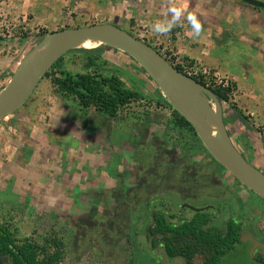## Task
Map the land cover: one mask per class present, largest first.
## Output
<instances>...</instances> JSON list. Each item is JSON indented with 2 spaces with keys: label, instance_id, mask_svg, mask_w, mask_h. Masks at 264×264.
<instances>
[{
  "label": "rangeland",
  "instance_id": "374dc122",
  "mask_svg": "<svg viewBox=\"0 0 264 264\" xmlns=\"http://www.w3.org/2000/svg\"><path fill=\"white\" fill-rule=\"evenodd\" d=\"M174 2L186 9L177 24L181 31L173 41L168 35L160 38L167 37L170 50L193 58L198 71L216 69L213 79L218 84L236 82L234 100L241 113L228 112V120L233 121L226 129L235 146L250 145L253 160L247 159L264 172V8L234 0ZM168 7L169 0H0V37L4 39L0 42V91L20 60L38 43L42 29L57 31L63 25L74 28L89 21L139 29L138 35L150 37L157 35L150 30L153 23L171 18L166 15ZM189 12L202 23L199 37L190 35ZM23 33H27L25 37ZM73 51L66 53L64 65L72 73L80 72L83 55ZM129 58L117 50L105 51V73L120 70L127 86L132 87L129 77L155 103L159 97L154 82L144 79ZM31 95L15 115L0 119V220L10 213L19 236L38 239L53 231L65 243L64 264H128L125 246L129 237L143 255H153L157 260L154 264H183L180 259H169L161 248L141 247L145 231L140 229V220L133 227L127 220V203L133 204L131 216L137 217L151 192L131 190L146 179L150 168L142 170L144 165L153 162L141 144L166 138L162 121L169 110L150 105L144 116L142 108H134L141 118L138 120L131 113L124 119H113L91 109L79 111L70 102L60 101L44 80ZM71 108L74 118L70 117ZM251 114L262 119L252 124L259 129L257 133L246 124L249 120L244 123L238 119L243 115L252 119ZM146 116L150 125L145 135L142 131L144 139L147 137L142 141V135L131 129V122L140 123ZM15 120L17 124L10 125ZM21 147L27 150L19 151ZM187 148L183 147L187 155H195ZM162 152L156 163L161 172L168 164ZM197 158L195 155L194 160ZM203 159L219 182L218 192L209 191L204 200L210 202L212 210L217 208L220 219L225 216L221 223L230 211L243 221L241 243L221 259V264H260L256 257L264 255V200L239 187L208 157ZM171 169L178 175L176 167ZM187 191L176 183L166 192L176 195ZM143 255L137 257L144 261Z\"/></svg>",
  "mask_w": 264,
  "mask_h": 264
},
{
  "label": "trees",
  "instance_id": "16d2710c",
  "mask_svg": "<svg viewBox=\"0 0 264 264\" xmlns=\"http://www.w3.org/2000/svg\"><path fill=\"white\" fill-rule=\"evenodd\" d=\"M129 21L130 26H133V19ZM93 24L102 23L85 21L82 24L74 26V28ZM111 24L118 26L116 23ZM118 27L122 28V26ZM65 28L72 27L63 25L58 30ZM125 31L151 46L179 72L185 75H188L191 68L197 66L193 58L170 50L165 43L167 37L161 36L163 38L161 39L158 35L159 40L156 37L157 35L150 37H145V35L141 36L138 35L139 29L134 28H125ZM180 31L181 26L176 25L167 34L168 38L173 41ZM51 32L53 31L42 29L39 33L40 39ZM25 34L27 33L22 34L23 37H25ZM107 50L115 51L114 49L105 47H97L91 50H74L73 52L83 55V70L75 73L65 68V54L52 65L41 81L44 80L50 91L63 103L70 102L79 111L83 110L87 112L91 109L113 119H124L127 113L138 116L134 108H142L146 114L149 109L145 108H150L152 105H163L170 112L171 119L169 122L172 124V128L177 129L179 132V140L182 142L181 146L187 148V145L190 144L187 141L188 137V139H192V145L195 151L199 153L202 151L206 152L191 125L167 104L154 83L153 85L159 97L155 100V103L151 101L153 99L144 95L139 90L136 82H133L129 77L127 78L132 83V87L127 86L122 79L123 73L120 70L105 73L108 68L106 67L107 61L103 59V53ZM129 60L134 62L132 58H129ZM134 69L144 79L150 80L138 64H136ZM216 72V69L208 68L203 73L199 70L196 74L189 76L199 84L207 87L221 103H226L230 109H233V111L236 110L239 115L241 111L237 109V104L234 100V96L238 91L236 82L229 80L226 82V86L218 84L213 79V74ZM31 97L32 95H30L28 101ZM26 104L24 103L23 108ZM72 109L70 111V117L74 118L76 113ZM238 119L242 118L239 116ZM16 122V120L15 122H10V125H15L17 124ZM251 130L253 132L257 131L254 127ZM228 134L231 137L229 132ZM27 141L28 139H26L25 143ZM24 148H19V151L27 150ZM28 154L30 153L27 152L26 155ZM207 156L215 163L209 154ZM235 183L245 189L238 181L235 180ZM251 194L254 195L253 193ZM254 196L257 199L259 198L256 195ZM262 213H264V210ZM208 214L207 212H195L189 220L175 224L168 222L163 214L155 213L152 217L154 226H149L148 229L149 234L152 236L151 245L154 246L156 240L162 236L164 243L162 250L169 259H180L183 264H221V259L234 250L236 245L241 243L243 221L231 216L225 223H218L212 221ZM19 235H21L20 230L12 224V215L8 213L2 216V220H0V264H60L66 257L65 243L53 231L40 235L38 239ZM132 240L129 237L125 246V250L129 253L128 259H130L128 264H154V259H151L150 256L143 255L139 251L140 249L137 248V245L130 242ZM152 249L155 248L152 247ZM141 254L146 260L143 261L137 257L141 256ZM256 260L260 264H264V255L257 256Z\"/></svg>",
  "mask_w": 264,
  "mask_h": 264
},
{
  "label": "water",
  "instance_id": "95a60500",
  "mask_svg": "<svg viewBox=\"0 0 264 264\" xmlns=\"http://www.w3.org/2000/svg\"><path fill=\"white\" fill-rule=\"evenodd\" d=\"M239 1L264 8V2L258 0ZM85 40L132 58L154 82L167 104L191 125L211 158L246 190L264 200V173L248 162L234 145L217 97L207 87L179 72L151 46L111 23L65 28L41 38L20 60L0 91V119L20 109L52 65L67 52L82 49L79 46Z\"/></svg>",
  "mask_w": 264,
  "mask_h": 264
},
{
  "label": "flooded vegetation",
  "instance_id": "af4514ba",
  "mask_svg": "<svg viewBox=\"0 0 264 264\" xmlns=\"http://www.w3.org/2000/svg\"><path fill=\"white\" fill-rule=\"evenodd\" d=\"M238 2L239 0H234ZM261 2H264V0H258ZM249 6V5H248ZM244 7V6H243ZM251 7V6H250ZM254 8V7H252ZM257 9V8H255ZM0 42H4L3 38H0ZM202 72V71H201ZM221 84V83H219ZM223 108V121L225 126L227 127L229 125H232L230 120H228V112H232L233 109H230L226 103H221ZM160 110H166L168 111L167 107L165 106H157ZM144 116L145 112L142 110ZM139 116V114H138ZM136 117L134 120L141 119L140 117ZM251 118H248L243 115V118L241 119L242 122L249 120L246 122L250 128H252V124H254L255 121L259 122L262 119H264V115L261 116L262 119H260L258 116H254L251 114ZM256 120H255V119ZM170 112H167V117L162 121L164 136L161 137L159 141L155 140V143L147 142V144H141L143 146H146V153L149 157L152 156L153 162H147L148 165L142 168V170H147L146 168H150V171H147L146 179H142L141 181L136 183V185L131 189L134 191L139 190H146L151 191L149 192L147 199L142 202V211L139 216L132 217L131 213L133 211V204L127 203V209L128 215L127 220L130 221L131 227L137 225L140 220V229L145 231V237L142 238L141 247H149L152 249L154 247L155 249H163V238L162 236L159 237L158 240H156V244L154 246L151 245L152 243V236L149 234V226H154V220L153 215L155 213L163 214L165 219L168 222L171 223H181L183 221L189 220L195 212H207L210 216L211 220L214 222H221L223 220L220 219V214L217 212V208H214L212 210V205L210 202H207V200H204L206 195H209V191L214 189V192H218L219 182L215 179L214 175L215 173L210 171L204 164V157H208L206 152H197L194 149V146L192 145V139H188L187 135V141L190 143L188 144V151L191 153V151L195 152V155H197V159L194 160V156L192 154H188L184 152L183 146L181 140H179V132L177 129L172 128V124H170ZM148 117L146 116L144 120L140 121V123H137L138 121L131 122L132 124V130L137 133H140L142 135V141L144 139V135L146 134V131L149 128L150 123H148ZM245 123V122H244ZM256 129V128H255ZM143 130L144 135H143ZM228 132V131H227ZM231 132V131H230ZM259 132V129H257L256 133ZM185 136V135H183ZM147 141V139H146ZM184 143V142H183ZM139 146V145H138ZM237 149L243 154V156L247 159V157L252 161L253 160V151L249 148L250 145L248 143H241L240 147L236 146ZM161 151L166 156L165 161L168 162V164L165 165V169L163 172L160 170H157L158 165L156 164L157 161L161 158ZM206 151V150H205ZM207 155H206V154ZM200 156V160L199 159ZM209 158V157H208ZM210 160V159H209ZM248 160V159H247ZM211 161V160H210ZM249 161V160H248ZM206 162V161H205ZM212 162V161H211ZM215 162V161H214ZM213 163V162H212ZM215 165L220 166L218 163L215 162ZM182 170L180 171L179 169ZM176 167V172H178V175H175V172H172L173 170L171 168ZM221 167V166H220ZM98 168V167H97ZM224 169V168H223ZM172 172V173H171ZM94 180H90V183L92 184ZM89 183V182H88ZM86 182V184H88ZM95 183V182H94ZM97 183V182H96ZM156 183V185H155ZM179 184L181 188H188L187 192H181L180 194L171 195L167 191L169 186H173V184ZM88 192L91 193L92 189H89V186L87 187ZM129 190V189H128ZM86 191V190H85ZM86 191V195L88 193ZM92 194V193H91ZM85 195V193L83 194ZM197 198V199H195ZM195 199V200H193ZM200 201V202H198ZM221 202H223L221 200ZM201 207V208H200ZM199 209L197 211L196 209ZM239 213V212H238ZM232 213L230 211V214L226 217V221L230 219ZM239 216V215H238ZM233 217V216H232ZM137 218V220H135ZM235 218V217H234ZM220 219V220H219ZM132 230V229H131ZM130 239H132L130 237ZM132 244L137 245L135 241H130ZM153 253V252H151ZM151 259L153 258V255H150ZM64 261V260H63ZM63 261L60 264H64ZM154 263L157 262L156 259L153 261Z\"/></svg>",
  "mask_w": 264,
  "mask_h": 264
},
{
  "label": "clouds",
  "instance_id": "9594fccd",
  "mask_svg": "<svg viewBox=\"0 0 264 264\" xmlns=\"http://www.w3.org/2000/svg\"><path fill=\"white\" fill-rule=\"evenodd\" d=\"M186 9L183 6H176L174 0H169V7L167 8L166 15H170V19H165L163 21H156L150 26L151 32L157 35H167L171 32L173 27H175L181 20V17L184 16ZM187 21L191 25L190 35L193 38L199 37L203 26L201 21L197 16L191 12L187 15Z\"/></svg>",
  "mask_w": 264,
  "mask_h": 264
},
{
  "label": "bare ground",
  "instance_id": "6f19581e",
  "mask_svg": "<svg viewBox=\"0 0 264 264\" xmlns=\"http://www.w3.org/2000/svg\"><path fill=\"white\" fill-rule=\"evenodd\" d=\"M98 44L97 43H91L88 40H85L81 43V45L79 46L82 49H86V50H91L94 49L95 47H97Z\"/></svg>",
  "mask_w": 264,
  "mask_h": 264
},
{
  "label": "built area",
  "instance_id": "2783aa9c",
  "mask_svg": "<svg viewBox=\"0 0 264 264\" xmlns=\"http://www.w3.org/2000/svg\"><path fill=\"white\" fill-rule=\"evenodd\" d=\"M198 72V68L197 67H193L189 70L188 72V76L191 75V74H196ZM204 71H202L203 73ZM221 83V82H220ZM223 86H226V82L225 83H221Z\"/></svg>",
  "mask_w": 264,
  "mask_h": 264
}]
</instances>
